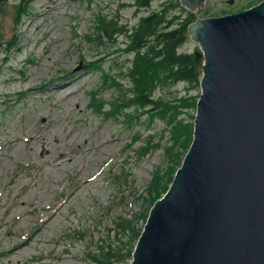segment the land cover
Listing matches in <instances>:
<instances>
[{
    "label": "rangeland",
    "instance_id": "374dc122",
    "mask_svg": "<svg viewBox=\"0 0 264 264\" xmlns=\"http://www.w3.org/2000/svg\"><path fill=\"white\" fill-rule=\"evenodd\" d=\"M261 1L205 0L192 13L210 19ZM147 12L137 0H0V264H92L97 246L126 238L123 221L144 225L168 186L184 144L152 110L124 108L128 37L107 40L99 28L129 29ZM181 51L201 46L187 37ZM200 91L180 82L156 96L178 103ZM192 115L185 107L181 117Z\"/></svg>",
    "mask_w": 264,
    "mask_h": 264
},
{
    "label": "water",
    "instance_id": "95a60500",
    "mask_svg": "<svg viewBox=\"0 0 264 264\" xmlns=\"http://www.w3.org/2000/svg\"><path fill=\"white\" fill-rule=\"evenodd\" d=\"M186 36L204 59L193 142L130 264H264V0Z\"/></svg>",
    "mask_w": 264,
    "mask_h": 264
},
{
    "label": "trees",
    "instance_id": "16d2710c",
    "mask_svg": "<svg viewBox=\"0 0 264 264\" xmlns=\"http://www.w3.org/2000/svg\"><path fill=\"white\" fill-rule=\"evenodd\" d=\"M137 2L148 12L142 15L133 27L127 29L123 25L119 27L115 21L102 20L99 28L101 36L107 40L113 39L118 32L128 37L127 52L132 54L133 59L129 70L132 95L130 99H126L124 108L135 106L146 111L152 110L154 117L163 120L184 144L185 150L169 177L170 184L193 142L194 118L200 93L181 97L178 103H175L157 97L156 90L164 84L174 85L180 82L186 83L192 89L199 88L204 59L197 58L196 53L181 51L187 40L188 28L195 21L193 13L183 6L181 0H169L159 8H152L154 0H137ZM22 6L23 3L18 5L16 21L22 14ZM15 42V40L11 41L9 48L17 46ZM185 107L194 110V115L190 119L181 117ZM126 117L131 118L128 114ZM169 184L165 190L163 188L158 192L152 206L168 190ZM148 215L144 216L145 223ZM144 225L139 229L134 221H123L126 238L122 237L117 243L105 242L97 246L98 251L92 255V264H130Z\"/></svg>",
    "mask_w": 264,
    "mask_h": 264
},
{
    "label": "bare ground",
    "instance_id": "6f19581e",
    "mask_svg": "<svg viewBox=\"0 0 264 264\" xmlns=\"http://www.w3.org/2000/svg\"><path fill=\"white\" fill-rule=\"evenodd\" d=\"M102 144H104V143H102ZM62 157H65V158L67 157V158H66V159L63 158V161L61 162V164L63 165L64 163H68L67 160H69V156H66V155L63 154ZM60 158H61V157H60ZM87 183H90V181H88ZM50 220H51V219L47 220V222L45 223L44 227L47 226V223H48Z\"/></svg>",
    "mask_w": 264,
    "mask_h": 264
},
{
    "label": "flooded vegetation",
    "instance_id": "af4514ba",
    "mask_svg": "<svg viewBox=\"0 0 264 264\" xmlns=\"http://www.w3.org/2000/svg\"><path fill=\"white\" fill-rule=\"evenodd\" d=\"M231 4L235 3L237 0H228Z\"/></svg>",
    "mask_w": 264,
    "mask_h": 264
}]
</instances>
